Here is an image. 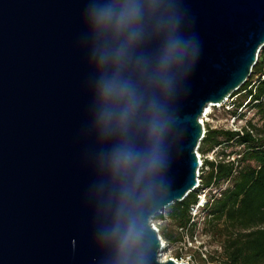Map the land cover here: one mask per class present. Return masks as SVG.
Here are the masks:
<instances>
[{"label":"water","instance_id":"95a60500","mask_svg":"<svg viewBox=\"0 0 264 264\" xmlns=\"http://www.w3.org/2000/svg\"><path fill=\"white\" fill-rule=\"evenodd\" d=\"M108 2L0 0V264H180L161 261L152 222L196 188L200 119L250 78L264 50V0H140L137 51L148 63L125 75L146 99L123 137L95 126L100 72L87 13ZM170 35L195 36L199 53L174 62L165 90L149 77ZM151 99L163 109L158 143ZM122 140L158 147L163 166L111 170L107 156Z\"/></svg>","mask_w":264,"mask_h":264},{"label":"clouds","instance_id":"9594fccd","mask_svg":"<svg viewBox=\"0 0 264 264\" xmlns=\"http://www.w3.org/2000/svg\"><path fill=\"white\" fill-rule=\"evenodd\" d=\"M153 11L158 5L153 3ZM87 19L91 25L99 76L95 82V126L102 137L126 136L137 113L145 103L139 85L125 72L130 68L143 70L148 61L138 49L145 38V10L140 0H110L89 6ZM170 31L174 26L170 25ZM199 53L197 38L184 40L169 36L158 60L157 69L149 77L159 82L165 90H171L173 79L168 75L175 61L190 56L193 60ZM151 116L149 136L157 141L162 132L159 116L163 109L155 99L148 101ZM108 166L113 171L124 170L139 162L142 173L155 174L163 166V156L158 147L147 151L135 149L127 141L118 143L107 156ZM132 233L124 238L121 250L129 247Z\"/></svg>","mask_w":264,"mask_h":264},{"label":"trees","instance_id":"16d2710c","mask_svg":"<svg viewBox=\"0 0 264 264\" xmlns=\"http://www.w3.org/2000/svg\"><path fill=\"white\" fill-rule=\"evenodd\" d=\"M254 76H264V50L252 70ZM248 85H245V90ZM247 95L252 97V108L264 128V80ZM262 132L263 129H256V137H253L249 133L240 136L208 129L199 149L202 155L217 147L240 149L231 152L236 156L234 162H206L209 172L201 177L203 187L229 181L228 188L220 197L205 207L202 230L223 237V264H264V137H258ZM219 154L223 159L227 156L224 150ZM198 193L190 194L164 213L180 231L189 232L191 237L197 224L191 223L190 211L197 203ZM221 224L224 225L222 229Z\"/></svg>","mask_w":264,"mask_h":264},{"label":"built area","instance_id":"2783aa9c","mask_svg":"<svg viewBox=\"0 0 264 264\" xmlns=\"http://www.w3.org/2000/svg\"><path fill=\"white\" fill-rule=\"evenodd\" d=\"M258 61V60H257ZM264 80V76H254L252 77V74L250 78L247 80V82L240 87L237 91L232 93L230 96L225 98L222 102L219 104H214L208 108L205 109L204 114L202 115L200 119V124L202 127V133H203V139L199 145V148L197 150V159L199 164V170H198V180H197V186L196 188L190 193H195L199 191L197 196V203L190 211V217H191V223L192 224H199L200 221L203 222L205 219V213L204 209L207 206V204L211 203L213 199L219 198L221 193L226 190L229 186V181H226L224 183H221L219 185H211L210 187H203L201 183V177L204 176L206 173L209 172V167L205 165L206 162L209 163H229L235 161V154H231L234 150L227 152V148H214L210 152H208L205 155H202L199 152L200 146L203 142V140L206 137L207 130H221V131H228L231 133H235L237 135H244L245 133H249L253 137H256V129L262 130L263 132L258 137H264V128H262V123L259 121L258 117L256 116L255 110L252 108V97L247 95V92L249 90L254 91L256 86ZM249 83L247 89L245 90V85ZM257 103L256 101L254 102ZM209 110V111H208ZM208 111V112H207ZM213 112H219L221 113V119L223 121H219L217 123L218 125L216 127H210L209 125V118L212 116ZM217 119V118H215ZM224 150L225 154L227 156L223 159V156L219 153ZM238 150H240L238 148ZM237 150V151H238ZM186 199V198H185ZM161 214L159 217L163 216ZM152 225L154 229L158 232L154 221L152 222ZM165 247V243H164ZM178 263L177 261H175ZM181 264V263H180ZM187 264V263H185Z\"/></svg>","mask_w":264,"mask_h":264},{"label":"rangeland","instance_id":"374dc122","mask_svg":"<svg viewBox=\"0 0 264 264\" xmlns=\"http://www.w3.org/2000/svg\"><path fill=\"white\" fill-rule=\"evenodd\" d=\"M221 113L213 112L209 118L210 127H216L221 119ZM217 118V119H215ZM234 149L227 147V152ZM154 224L159 231V236L165 243V250L161 254V259L177 261L181 264H223L221 244L223 237L220 235H211L203 230V222L197 225L193 236L189 232L185 234L179 230L164 214L163 218L158 217ZM224 225L221 224V229ZM184 233V234H183Z\"/></svg>","mask_w":264,"mask_h":264},{"label":"bare ground","instance_id":"6f19581e","mask_svg":"<svg viewBox=\"0 0 264 264\" xmlns=\"http://www.w3.org/2000/svg\"><path fill=\"white\" fill-rule=\"evenodd\" d=\"M208 111H209V110H208ZM208 111H207V112H208ZM162 243H163V241H162ZM163 245H164V243H163ZM161 261H165V259L162 258Z\"/></svg>","mask_w":264,"mask_h":264}]
</instances>
